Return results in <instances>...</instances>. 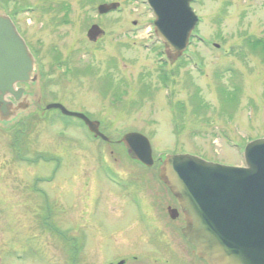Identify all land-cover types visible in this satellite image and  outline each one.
<instances>
[{
  "label": "rangeland",
  "instance_id": "obj_1",
  "mask_svg": "<svg viewBox=\"0 0 264 264\" xmlns=\"http://www.w3.org/2000/svg\"><path fill=\"white\" fill-rule=\"evenodd\" d=\"M104 3L120 7L99 15ZM192 8L200 20L190 44L169 63L146 0H0L40 75L27 86L35 104L26 118L0 124V264H73L72 234L82 244L76 264L125 257L138 249L129 237H150L136 229V201L151 210L169 198L157 176L164 156L245 166V146L264 138V48L251 47L264 46V0ZM93 24L105 32L97 42L87 36ZM54 103L100 122L111 142L45 109ZM129 132L149 138L154 167L129 158L119 143ZM174 229L165 231L177 239Z\"/></svg>",
  "mask_w": 264,
  "mask_h": 264
},
{
  "label": "water",
  "instance_id": "obj_2",
  "mask_svg": "<svg viewBox=\"0 0 264 264\" xmlns=\"http://www.w3.org/2000/svg\"><path fill=\"white\" fill-rule=\"evenodd\" d=\"M193 0H147L155 18L154 28L171 61L186 51L199 18ZM102 4L99 14L119 8ZM104 31L93 25L88 39L96 42ZM40 81L37 63L9 16L0 12V124L9 125L34 107V95L19 84ZM63 115L82 120L96 137L110 142L100 123L86 115L49 104ZM122 143L129 158L151 168L155 161L150 140L137 132L127 133ZM245 166L215 164L188 154L167 155L161 160L158 178L172 192L185 212L182 234L207 264H264V138L244 149Z\"/></svg>",
  "mask_w": 264,
  "mask_h": 264
},
{
  "label": "flooded vegetation",
  "instance_id": "obj_3",
  "mask_svg": "<svg viewBox=\"0 0 264 264\" xmlns=\"http://www.w3.org/2000/svg\"><path fill=\"white\" fill-rule=\"evenodd\" d=\"M4 14L9 16L14 22V24L17 26L12 14ZM17 29L22 38L25 40L26 44L28 45V41L23 36V34H21V31L18 26ZM103 38L104 35L100 37L99 40H102ZM32 54L37 60V52L35 53L32 50ZM29 85L35 84H19L18 88H24L26 90V95H33L27 89V86ZM138 164L141 165L140 163ZM46 181L50 182V180ZM166 190V195L169 198H165V201L160 204H158V201L155 198L154 201L156 203L150 206L151 210L148 209V207H142V205H140L138 201H136L137 203H135L134 205L136 209V216L139 220L136 229L140 232L144 229L145 232L150 235L147 241L143 243L140 239L141 237H129L128 239L131 242L130 244L133 245L130 251H133L135 248H138L136 249L137 251L135 253L130 252L129 254H125V257L123 254L121 258L105 257L106 259H108V262H106L107 264H207V262L197 254L194 246L191 245L182 234V230L187 226L185 212L179 205V201L174 197L172 192L168 188H166ZM168 193L170 195H168ZM51 208L52 206L46 203L45 210H47L46 212L48 213V217L46 219L49 218V220H51L50 218L52 217L51 214L53 212ZM44 223H48V221ZM156 223L162 226L160 230H158L157 226H155ZM167 227L175 228L173 231H176L177 239L171 236L172 232L165 231L167 230ZM64 235L68 238V233H65ZM68 239L71 241L73 264L74 262L76 264V261L79 260L78 257H81L79 249L80 247H82V244L80 245V239L74 234H72V236H69ZM140 244H142V246H139ZM141 250H143L142 253L138 252Z\"/></svg>",
  "mask_w": 264,
  "mask_h": 264
},
{
  "label": "trees",
  "instance_id": "obj_4",
  "mask_svg": "<svg viewBox=\"0 0 264 264\" xmlns=\"http://www.w3.org/2000/svg\"><path fill=\"white\" fill-rule=\"evenodd\" d=\"M248 42H249V44H251V42H253V40H248ZM262 42H263V41L260 40V41H255L253 44H251V47H252V45H254L253 48H254V51H255V52H256L258 49H260V48H261V49L264 48ZM259 46H262L263 48H262V47H259ZM263 50H264V49H263ZM166 64H168V63H166ZM164 73H165V72H164ZM164 73H163V75H162L163 78H164V80H163L164 82H163V83L165 84V86H167V84H168V82L170 81L172 75L170 76V75H167V74H164ZM234 99H236V94H235V97L233 98V100H234ZM23 124H24V122H23ZM18 132H19V131H18ZM18 132H17V133H18ZM17 140H18V139H17ZM14 145L16 146V142H15ZM22 159H24V158H21V160H22Z\"/></svg>",
  "mask_w": 264,
  "mask_h": 264
}]
</instances>
